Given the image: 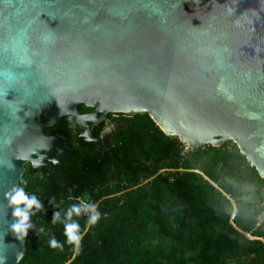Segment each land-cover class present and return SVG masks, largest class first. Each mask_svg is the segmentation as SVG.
Wrapping results in <instances>:
<instances>
[{"label":"water","instance_id":"1","mask_svg":"<svg viewBox=\"0 0 264 264\" xmlns=\"http://www.w3.org/2000/svg\"><path fill=\"white\" fill-rule=\"evenodd\" d=\"M82 104L94 111L81 115ZM144 112L190 150L236 143L264 178V0H0L5 264L23 259L28 237L12 231L5 193L27 163L42 173L61 139L71 146L44 128L92 118L81 139L112 148L116 126L96 138L93 125Z\"/></svg>","mask_w":264,"mask_h":264},{"label":"trees","instance_id":"2","mask_svg":"<svg viewBox=\"0 0 264 264\" xmlns=\"http://www.w3.org/2000/svg\"><path fill=\"white\" fill-rule=\"evenodd\" d=\"M73 119L44 130L68 135ZM124 120L123 144L113 152L77 141L62 167L27 168L19 185L27 181L44 206L31 208L18 264H264V178L237 144L184 153L149 113ZM80 197L97 204L96 224ZM71 223L80 225L79 247L65 234ZM53 236L62 249L50 246Z\"/></svg>","mask_w":264,"mask_h":264},{"label":"flooded vegetation","instance_id":"3","mask_svg":"<svg viewBox=\"0 0 264 264\" xmlns=\"http://www.w3.org/2000/svg\"><path fill=\"white\" fill-rule=\"evenodd\" d=\"M80 108V106H79ZM78 108V111H79ZM82 109V108H81ZM94 111L93 108H90L89 110H81L79 111V113L81 115H89ZM125 117H129L125 114L122 113H108L104 119H101L99 122H97L96 124L93 125L92 128V134L94 135V137L96 138H102V134L105 130H107L109 127H114L116 126V128H114V131L116 132L115 134H112L111 138H110V142L112 145H115L119 142H122L121 144L114 146L112 148H109V146L103 142L102 144H99L97 141H86L81 139V134L83 133V131H85L86 127L92 125V118H90V120H83V122L77 123L75 118L73 119V123H70L71 127H70V133L64 134L62 132H54L51 133L46 132L45 133L47 135H53V134H62L64 135L66 138L69 139V142L71 144L70 147H65L66 146V140L61 139L58 143V146L56 149H53L50 154L48 159L45 161L44 166H43V172L48 169V168H53V167H57V166H63L65 164V162L67 161V159L70 157L71 152L73 151V144H76L77 141L79 142H83V143H87V144H96L97 148L101 151V152H113L114 150H116L117 147L121 146L123 144L122 139L120 138L122 135V131L125 128V126L127 125L126 121L124 120ZM46 128V127H45ZM77 138V139H76ZM31 166V163H27L26 165V170L27 168ZM42 172V173H43Z\"/></svg>","mask_w":264,"mask_h":264},{"label":"clouds","instance_id":"4","mask_svg":"<svg viewBox=\"0 0 264 264\" xmlns=\"http://www.w3.org/2000/svg\"><path fill=\"white\" fill-rule=\"evenodd\" d=\"M43 159L44 157L41 155L39 159L33 161L34 165L39 167L43 163ZM26 183L27 181H24V184ZM24 184L16 185L13 187L12 190L5 193V198L8 200L9 205L15 206L13 209V216L19 218L18 220L12 223L11 229L21 238L23 236H27L28 229L30 227H33V225L29 223L30 215L28 209H31L33 205L36 206V209H41L44 206L35 193H29L26 191ZM52 199L55 198L53 197ZM21 204L25 205V207L21 208L20 207ZM92 207L95 214L88 221L89 225L96 224L101 217V212L96 211L97 205H92ZM75 211L78 213L80 209L75 208ZM69 215H71V211L69 212ZM58 217H59V213L58 212L54 213L52 222L56 223ZM79 229H80V225L78 223L67 224L65 228V234L68 237V242H74L77 245V247H79L81 240V234L79 232ZM43 231H44V226L41 225L37 229V232L40 233ZM49 244L53 248H57V247L61 249L63 248V244L60 241H58L54 236L50 238ZM0 264H5L4 258H0Z\"/></svg>","mask_w":264,"mask_h":264},{"label":"built area","instance_id":"5","mask_svg":"<svg viewBox=\"0 0 264 264\" xmlns=\"http://www.w3.org/2000/svg\"><path fill=\"white\" fill-rule=\"evenodd\" d=\"M189 150L190 149L185 145L184 153ZM78 201H79L80 206L84 209V212H85L84 214L88 216L89 218H91L93 214L95 213L92 205H97V204L83 197H80Z\"/></svg>","mask_w":264,"mask_h":264},{"label":"rangeland","instance_id":"6","mask_svg":"<svg viewBox=\"0 0 264 264\" xmlns=\"http://www.w3.org/2000/svg\"><path fill=\"white\" fill-rule=\"evenodd\" d=\"M260 223H263L264 224V213L260 217Z\"/></svg>","mask_w":264,"mask_h":264}]
</instances>
